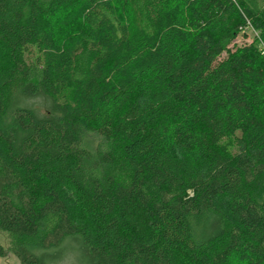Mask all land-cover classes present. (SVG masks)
Returning a JSON list of instances; mask_svg holds the SVG:
<instances>
[{
	"label": "trees",
	"instance_id": "1",
	"mask_svg": "<svg viewBox=\"0 0 264 264\" xmlns=\"http://www.w3.org/2000/svg\"><path fill=\"white\" fill-rule=\"evenodd\" d=\"M0 232L19 264H264V0H0Z\"/></svg>",
	"mask_w": 264,
	"mask_h": 264
},
{
	"label": "rangeland",
	"instance_id": "2",
	"mask_svg": "<svg viewBox=\"0 0 264 264\" xmlns=\"http://www.w3.org/2000/svg\"><path fill=\"white\" fill-rule=\"evenodd\" d=\"M258 34L249 27H244L237 37L227 46L218 61L226 58L228 54L235 53L245 47L256 44ZM85 147L93 154L99 155L109 146L108 143L96 133H86L84 136ZM14 243V238L4 232H0V245L5 251V256L0 257V264H19L16 257L10 252V247Z\"/></svg>",
	"mask_w": 264,
	"mask_h": 264
}]
</instances>
